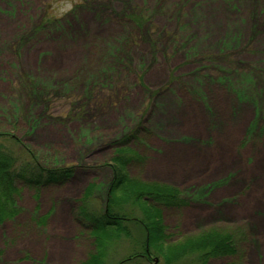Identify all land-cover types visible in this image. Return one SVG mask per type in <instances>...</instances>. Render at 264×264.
<instances>
[{"label":"rangeland","instance_id":"374dc122","mask_svg":"<svg viewBox=\"0 0 264 264\" xmlns=\"http://www.w3.org/2000/svg\"><path fill=\"white\" fill-rule=\"evenodd\" d=\"M1 132L19 171H76L17 179L0 264L87 259L82 199L92 187L90 204L105 206L124 145L140 156L132 177L189 201L164 209L169 240L231 232L239 254L210 264H264V0H0ZM131 249L118 239L113 251Z\"/></svg>","mask_w":264,"mask_h":264},{"label":"trees","instance_id":"16d2710c","mask_svg":"<svg viewBox=\"0 0 264 264\" xmlns=\"http://www.w3.org/2000/svg\"><path fill=\"white\" fill-rule=\"evenodd\" d=\"M9 137L7 133H0V225L19 212L15 200V194L20 191L16 183L19 177L42 185L67 179L76 171L75 166L34 168L30 163L19 171L20 157L13 144L10 145ZM12 140L17 141L16 138ZM190 152L194 153V149ZM205 152L201 151L202 154ZM136 157H140L139 154L127 145L117 148L109 163L112 178L104 207L90 204L92 187L83 197L78 218L92 226L96 249L81 264H143L141 261L154 264L156 254L162 255L159 258L162 264H210L212 260L233 258L239 254L234 235L217 229L169 240L164 209L182 208L189 201L175 185L132 177L129 164ZM118 239H127L132 248L120 258L117 251H113ZM242 263L235 259L224 264Z\"/></svg>","mask_w":264,"mask_h":264},{"label":"water","instance_id":"95a60500","mask_svg":"<svg viewBox=\"0 0 264 264\" xmlns=\"http://www.w3.org/2000/svg\"><path fill=\"white\" fill-rule=\"evenodd\" d=\"M155 261H158V259L156 258Z\"/></svg>","mask_w":264,"mask_h":264}]
</instances>
